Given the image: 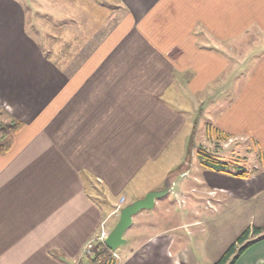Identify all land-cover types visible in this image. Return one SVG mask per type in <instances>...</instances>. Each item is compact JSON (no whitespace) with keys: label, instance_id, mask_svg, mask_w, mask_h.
<instances>
[{"label":"crops","instance_id":"crops-1","mask_svg":"<svg viewBox=\"0 0 264 264\" xmlns=\"http://www.w3.org/2000/svg\"><path fill=\"white\" fill-rule=\"evenodd\" d=\"M119 2L110 29L95 22L80 63L60 69L28 33L26 5L0 0V101L24 124L0 154V264H81L86 244L109 234L121 209L170 180L168 155L190 136L192 99L196 110L202 94L229 90L231 77L245 79L216 128L256 138L264 151V56L245 74L229 67V45L264 34V0ZM81 14L72 28L90 29ZM234 179H220L222 188L264 191V167L253 189ZM186 186L176 179L172 191ZM199 198L174 226L159 201L136 215L138 232L117 264H194L179 244L200 223L198 206L215 205ZM221 246L219 254L229 241ZM236 264H264V240Z\"/></svg>","mask_w":264,"mask_h":264},{"label":"rangeland","instance_id":"rangeland-1","mask_svg":"<svg viewBox=\"0 0 264 264\" xmlns=\"http://www.w3.org/2000/svg\"><path fill=\"white\" fill-rule=\"evenodd\" d=\"M18 1L25 4L27 8L28 33L38 40L43 50L42 53L46 58L60 69H65L68 63L70 65L72 63L73 66L75 63H80L76 60L78 58L77 54L82 51L84 41L90 36L88 34L95 22L100 26L106 22L107 26L111 14L117 16L119 15L118 12L123 14L124 11L119 0ZM81 13H86L88 16L87 18L86 15L84 16L88 19L85 22L90 27L88 30H82L80 24H77L79 29H76L75 26L74 29L72 28L73 24L76 25L74 22L76 15H78L81 23ZM72 15H74V18L71 17ZM107 29H110V27L107 26ZM88 51H92L91 46H88ZM263 56L264 34L248 35L244 39L229 45L230 70L245 74ZM244 79L245 77H231V79L229 78V90L226 92H220L219 89L215 88L202 94L203 104L196 110H194L195 105L192 99L193 110L191 109L188 114H191L194 124L190 136L185 138L184 146L180 148V152L174 148L168 155L171 159L170 167L174 171L170 174L169 181L174 184L177 179L179 183L182 180L187 183L184 190L175 187L168 196L159 200L164 206L163 212L168 216L167 219L170 220L171 225L174 226L179 223L180 211L188 201L192 203L194 202L193 199H202L199 196L214 197L215 201L214 206H207L208 208L213 207V210L198 206L200 211L197 215H194L193 219H198L200 223L198 226L191 228L188 231L190 235L184 236L185 240L179 244L194 264H215L226 251L223 250L222 254L218 253L223 241H229L228 248H230L247 228L264 226V191L256 193L254 189L250 191V194L247 191L244 192V195L239 194L237 191L228 192L222 188L224 183L220 180L224 179L225 176L229 179L233 177L236 181L243 180L245 184L253 189L256 185L257 175L260 169L264 167V151L256 138L232 136L225 132L216 133L215 131L216 122L220 121L227 104L235 100L236 93L240 90V82ZM1 101L0 109L5 110L8 114L12 112V107L9 106L10 101ZM7 121V117L0 111V123ZM200 149L214 155L221 162L228 163L230 173L213 172L218 174L217 179L219 181L210 179L209 173L212 171H207L201 167L198 157ZM242 173L246 177H240L239 175ZM165 182L162 184L161 189L164 188ZM236 184H233L235 189ZM200 185L201 188H199ZM193 187H196V189L192 190ZM194 191L195 193H193ZM218 202L220 204H217ZM193 209L190 208L187 211V218H190L189 214L194 213ZM132 228L126 233V239L130 240L131 236L133 235V238L138 232V230L135 231ZM250 239L253 240L255 237L251 236ZM125 246L118 249L121 250L119 252L123 253ZM118 250L111 251L112 258L116 262L120 259L115 257V254L120 257L117 253ZM91 257L83 254V261L80 263L90 264Z\"/></svg>","mask_w":264,"mask_h":264},{"label":"trees","instance_id":"trees-1","mask_svg":"<svg viewBox=\"0 0 264 264\" xmlns=\"http://www.w3.org/2000/svg\"><path fill=\"white\" fill-rule=\"evenodd\" d=\"M0 111L8 119L7 122L0 123V154H6L13 148L15 137L24 124L20 120L11 117L5 110L0 109ZM215 131L216 133H222L217 128ZM198 157L203 169L222 174L230 173L228 163L221 162L207 151L200 149ZM239 176L246 177L244 173ZM251 236H254L255 239L251 240ZM262 240H264V226L247 228L215 264H236L249 247ZM90 264H117V262L112 258V252L104 244H99L95 255L90 258Z\"/></svg>","mask_w":264,"mask_h":264},{"label":"water","instance_id":"water-1","mask_svg":"<svg viewBox=\"0 0 264 264\" xmlns=\"http://www.w3.org/2000/svg\"><path fill=\"white\" fill-rule=\"evenodd\" d=\"M172 189L173 183L167 180L163 189L151 191L142 199L136 200L121 209L119 220L106 238L105 246L110 251L115 252L121 247L127 245L128 240L125 238V235L132 227L134 217L141 212L154 210L157 201L168 196L172 192Z\"/></svg>","mask_w":264,"mask_h":264},{"label":"built area","instance_id":"built-area-1","mask_svg":"<svg viewBox=\"0 0 264 264\" xmlns=\"http://www.w3.org/2000/svg\"><path fill=\"white\" fill-rule=\"evenodd\" d=\"M108 235L109 234L102 233L100 236H97V237L91 239L86 244V246L84 247V254L87 257H91L93 254H95L99 244H104L105 245V240L108 237ZM115 257L118 258V256H116V254H115Z\"/></svg>","mask_w":264,"mask_h":264}]
</instances>
